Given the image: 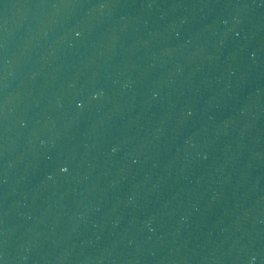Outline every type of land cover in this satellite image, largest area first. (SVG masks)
Instances as JSON below:
<instances>
[{"label": "water", "instance_id": "95a60500", "mask_svg": "<svg viewBox=\"0 0 264 264\" xmlns=\"http://www.w3.org/2000/svg\"><path fill=\"white\" fill-rule=\"evenodd\" d=\"M0 264H264V0H0Z\"/></svg>", "mask_w": 264, "mask_h": 264}, {"label": "snow or ice", "instance_id": "6c2138e0", "mask_svg": "<svg viewBox=\"0 0 264 264\" xmlns=\"http://www.w3.org/2000/svg\"><path fill=\"white\" fill-rule=\"evenodd\" d=\"M65 171H67V169H64Z\"/></svg>", "mask_w": 264, "mask_h": 264}, {"label": "clouds", "instance_id": "9594fccd", "mask_svg": "<svg viewBox=\"0 0 264 264\" xmlns=\"http://www.w3.org/2000/svg\"><path fill=\"white\" fill-rule=\"evenodd\" d=\"M62 170H64V169H62Z\"/></svg>", "mask_w": 264, "mask_h": 264}]
</instances>
